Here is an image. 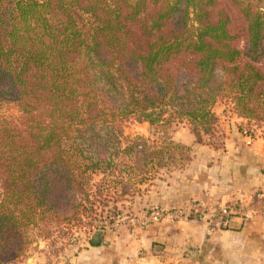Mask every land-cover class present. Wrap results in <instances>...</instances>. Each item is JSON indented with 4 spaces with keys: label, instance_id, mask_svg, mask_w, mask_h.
I'll list each match as a JSON object with an SVG mask.
<instances>
[{
    "label": "trees",
    "instance_id": "obj_1",
    "mask_svg": "<svg viewBox=\"0 0 264 264\" xmlns=\"http://www.w3.org/2000/svg\"><path fill=\"white\" fill-rule=\"evenodd\" d=\"M221 99L238 117L264 121V9L241 0H0V264L24 254L32 228L80 222L99 199L105 207L133 171L143 182L188 158L170 136L125 137L126 122H186L204 143ZM10 103L15 118L1 112Z\"/></svg>",
    "mask_w": 264,
    "mask_h": 264
},
{
    "label": "crops",
    "instance_id": "obj_2",
    "mask_svg": "<svg viewBox=\"0 0 264 264\" xmlns=\"http://www.w3.org/2000/svg\"><path fill=\"white\" fill-rule=\"evenodd\" d=\"M220 127L222 148L207 144L205 157H195L179 174L151 184L147 197L160 210L190 201L236 200L242 209L238 215L216 231L195 209L177 218L164 217L132 234L105 233L99 244L74 255L72 264L77 258L81 261L76 264H264V136L243 134L232 124ZM172 134L176 141L193 143L189 134L186 140L178 131ZM191 250L197 252L195 259L189 257Z\"/></svg>",
    "mask_w": 264,
    "mask_h": 264
},
{
    "label": "rangeland",
    "instance_id": "obj_3",
    "mask_svg": "<svg viewBox=\"0 0 264 264\" xmlns=\"http://www.w3.org/2000/svg\"><path fill=\"white\" fill-rule=\"evenodd\" d=\"M232 106L233 105L225 99L219 100L213 106L214 113L221 121H218L212 137L203 136L204 143L195 142V137L190 132L188 123L186 122L178 125L172 124L169 128L163 127L162 124L151 126L148 122L139 123L135 120L126 122L123 126V133L124 136L129 139L142 136L149 141L153 139L157 140L159 137L171 136L175 131H178V136L184 140L187 139L188 134L193 136V143L187 145L189 151L186 157L188 158L181 162L177 161L175 166H170L168 169L159 168L158 173L153 179L143 182L140 181V179H144V177L138 172L133 171V173L130 174L131 177L128 175L123 177V183H120V187L123 186V190H128V187L131 186L133 190L132 194L129 192L130 194L126 193L123 195L121 192L123 190L119 185H115V189L110 191V201L104 203L106 204V206L103 207L104 209L102 208V200L99 199L98 202L93 203V207H86V214L82 217V221L80 222L75 221V219L73 222L55 220L32 228L29 231V236L32 241L24 254L15 258L10 263L4 264H72L71 259L73 256L91 245L90 239L94 231L102 230L103 234L111 233L113 236L128 231L131 218L141 220L144 215L149 214L156 208L154 205L149 204L147 197L151 184H160L161 182L159 179L168 180L170 176L179 174L186 168V165L189 164L191 159L195 157H205L204 155L208 153V141L215 145L213 147L222 148L223 129L220 127V124H232L234 128H238L246 135L264 136V121L256 122L242 117L238 119ZM1 112L6 117L15 118L19 115V110L13 103L6 104ZM124 145L125 144H122V146ZM209 147H212V145ZM125 169L128 168L126 167ZM128 177L133 179H129ZM99 178L100 176H95L93 183L95 184V182H98ZM90 198L93 199L94 197L91 196ZM101 208L103 209V213ZM75 260L81 261V259L78 258L74 259L73 264H76ZM178 264L202 263L179 262Z\"/></svg>",
    "mask_w": 264,
    "mask_h": 264
},
{
    "label": "built area",
    "instance_id": "obj_4",
    "mask_svg": "<svg viewBox=\"0 0 264 264\" xmlns=\"http://www.w3.org/2000/svg\"><path fill=\"white\" fill-rule=\"evenodd\" d=\"M195 209H198L204 216H206L212 231L221 228L223 224L227 223L230 216L238 215L240 211H242L240 204L236 200L222 203L204 200L190 201L169 210L154 209L149 214L144 215L141 220L131 218L129 232L132 234L136 229L145 228L149 224L157 222L164 217L177 218Z\"/></svg>",
    "mask_w": 264,
    "mask_h": 264
},
{
    "label": "water",
    "instance_id": "obj_5",
    "mask_svg": "<svg viewBox=\"0 0 264 264\" xmlns=\"http://www.w3.org/2000/svg\"><path fill=\"white\" fill-rule=\"evenodd\" d=\"M244 3L252 4L256 8L264 9V0H241ZM103 236L102 230H96L91 236V242L92 244H99ZM197 252L195 250H191L190 252V259H195Z\"/></svg>",
    "mask_w": 264,
    "mask_h": 264
}]
</instances>
